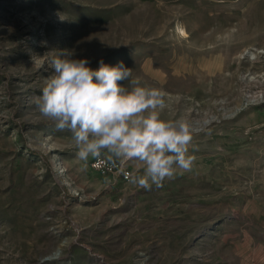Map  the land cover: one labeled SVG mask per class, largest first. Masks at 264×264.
Instances as JSON below:
<instances>
[{"label":"rangeland","instance_id":"1","mask_svg":"<svg viewBox=\"0 0 264 264\" xmlns=\"http://www.w3.org/2000/svg\"><path fill=\"white\" fill-rule=\"evenodd\" d=\"M60 52L163 90L192 171L79 160L32 102ZM0 264H264V0H0Z\"/></svg>","mask_w":264,"mask_h":264},{"label":"clouds","instance_id":"2","mask_svg":"<svg viewBox=\"0 0 264 264\" xmlns=\"http://www.w3.org/2000/svg\"><path fill=\"white\" fill-rule=\"evenodd\" d=\"M72 56L51 58L52 74L32 102L57 130L71 133L79 160L106 152L121 166L131 163L132 182L145 189L192 171L198 130L184 116L162 118L163 90L142 84L122 61L113 66L101 60L93 69L87 58Z\"/></svg>","mask_w":264,"mask_h":264},{"label":"built area","instance_id":"3","mask_svg":"<svg viewBox=\"0 0 264 264\" xmlns=\"http://www.w3.org/2000/svg\"><path fill=\"white\" fill-rule=\"evenodd\" d=\"M90 166L92 169L100 172L103 175L118 173L123 180H129L131 173L128 169L121 165L112 163L104 153L99 158L91 157Z\"/></svg>","mask_w":264,"mask_h":264},{"label":"bare ground","instance_id":"4","mask_svg":"<svg viewBox=\"0 0 264 264\" xmlns=\"http://www.w3.org/2000/svg\"><path fill=\"white\" fill-rule=\"evenodd\" d=\"M181 29V28H180ZM182 32H184V31H182Z\"/></svg>","mask_w":264,"mask_h":264}]
</instances>
